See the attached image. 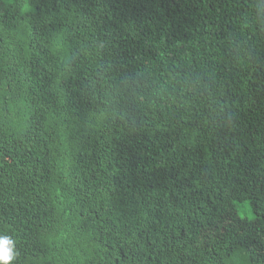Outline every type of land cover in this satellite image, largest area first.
<instances>
[{
	"label": "trees",
	"instance_id": "trees-1",
	"mask_svg": "<svg viewBox=\"0 0 264 264\" xmlns=\"http://www.w3.org/2000/svg\"><path fill=\"white\" fill-rule=\"evenodd\" d=\"M263 204L264 0H0L9 264H264Z\"/></svg>",
	"mask_w": 264,
	"mask_h": 264
},
{
	"label": "clouds",
	"instance_id": "clouds-1",
	"mask_svg": "<svg viewBox=\"0 0 264 264\" xmlns=\"http://www.w3.org/2000/svg\"><path fill=\"white\" fill-rule=\"evenodd\" d=\"M15 241L7 235L0 236V264H9L15 259L13 246Z\"/></svg>",
	"mask_w": 264,
	"mask_h": 264
},
{
	"label": "rangeland",
	"instance_id": "rangeland-1",
	"mask_svg": "<svg viewBox=\"0 0 264 264\" xmlns=\"http://www.w3.org/2000/svg\"><path fill=\"white\" fill-rule=\"evenodd\" d=\"M240 206V205H239ZM246 206V205H245ZM238 212H240V215L242 216H250V213L248 210H246L244 207H240Z\"/></svg>",
	"mask_w": 264,
	"mask_h": 264
},
{
	"label": "bare ground",
	"instance_id": "bare-ground-1",
	"mask_svg": "<svg viewBox=\"0 0 264 264\" xmlns=\"http://www.w3.org/2000/svg\"><path fill=\"white\" fill-rule=\"evenodd\" d=\"M235 3V2H234ZM230 47V46H229ZM220 52V51H219ZM262 59V58H261ZM241 192V191H240ZM221 194V193H220ZM227 194V193H226ZM246 194V193H245ZM261 196V195H260ZM238 198V197H237ZM252 201V200H251ZM260 202V201H259ZM245 204V203H244ZM264 205V204H263ZM237 208V207H236ZM229 209V208H228ZM247 209V208H246ZM251 212V211H249ZM131 228V227H130Z\"/></svg>",
	"mask_w": 264,
	"mask_h": 264
}]
</instances>
